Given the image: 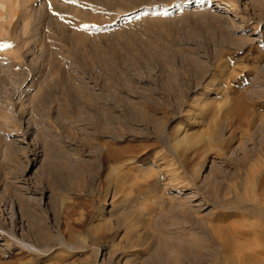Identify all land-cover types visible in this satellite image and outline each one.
Returning <instances> with one entry per match:
<instances>
[{
	"label": "rangeland",
	"instance_id": "1",
	"mask_svg": "<svg viewBox=\"0 0 264 264\" xmlns=\"http://www.w3.org/2000/svg\"><path fill=\"white\" fill-rule=\"evenodd\" d=\"M35 1L0 20V264H156L137 216L264 264V0Z\"/></svg>",
	"mask_w": 264,
	"mask_h": 264
},
{
	"label": "bare ground",
	"instance_id": "2",
	"mask_svg": "<svg viewBox=\"0 0 264 264\" xmlns=\"http://www.w3.org/2000/svg\"><path fill=\"white\" fill-rule=\"evenodd\" d=\"M21 1V0H20ZM29 1V0H28ZM45 1V0H44ZM27 2V1H26ZM17 3V1L15 2ZM14 0H0V20L3 19L6 16H9L10 14L13 13L15 5ZM24 3V2H23ZM34 4V5H33ZM32 5L33 9H41L43 6V1H35ZM236 4L232 3H226L225 4V10L226 11H233L236 10L234 9V6ZM21 6V5H20ZM19 6V7H20ZM238 7V5H236ZM22 7V6H21ZM29 7V6H28ZM31 8V9H32ZM27 9V8H26ZM240 10V9H238ZM37 11V10H36ZM225 11V12H226ZM234 12V11H233ZM238 12V11H237ZM22 13V12H21ZM20 13V14H21ZM29 13V12H28ZM224 13V12H223ZM23 14V13H22ZM235 14V12H234ZM225 14H223L224 16ZM242 15V14H241ZM240 15V16H241ZM229 16V15H228ZM238 15V17H240ZM243 16V15H242ZM227 17V16H225ZM241 18V17H240ZM228 19V18H227ZM245 20V19H244ZM25 27V26H24ZM43 96V95H42ZM155 122V121H154ZM112 124V123H111ZM175 131V130H174ZM187 134L185 132H182L180 130L175 131V133L169 138V141L172 145L176 147H180L182 145V141L185 139L186 140ZM181 150V149H180ZM198 180H201L204 182L202 177H199ZM200 181V182H201ZM172 186V185H170ZM183 200V199H182ZM188 200V198H186ZM178 203V202H177ZM202 203V202H201ZM161 204L164 206V212L166 214V219H163L162 221L159 222V225L161 227H172V229H177V230H185L186 225L185 223L187 222H192L191 218L188 214V211H186L185 208L175 206L170 199H164ZM190 204V203H189ZM196 204V203H195ZM193 204V205H195ZM198 204H200L198 202ZM185 205V204H184ZM190 207V206H189ZM193 207V206H192ZM198 207V206H197ZM200 210V208H199ZM137 214V213H136ZM139 214V213H138ZM135 216V215H134ZM145 216V215H144ZM138 218L136 219V222L142 224V227L145 226L144 230L138 234L137 232V245L139 246H149L150 248V253L148 260L151 262H155L156 264H178V259L181 256H192V254H196V247L193 245L192 241L188 240V237L184 238L182 235L181 236H173L170 235L173 232H165V234H157L153 233L149 227H148V220L145 217L137 216ZM117 223V222H116ZM107 228L106 231L107 233L113 234L117 231H119L120 227L115 225V227L110 226V224H106ZM141 227V228H142ZM127 228V227H126ZM194 228V227H192ZM196 228V227H195ZM215 228V227H214ZM220 228V227H219ZM218 227L215 228L214 232L216 235H218L224 245H228L230 242V239L227 238L219 229ZM161 229V228H160ZM173 229V230H174ZM121 230V229H120ZM170 230V229H169ZM179 230V231H180ZM161 231V230H160ZM176 231V230H174ZM131 233V232H130ZM181 233V231L179 232ZM192 233V232H191ZM129 234V233H128ZM135 234V233H134ZM177 234V233H176ZM206 234V233H205ZM133 235V234H132ZM130 236V235H129ZM135 236V235H133ZM132 236V237H133ZM207 236V235H206ZM205 236V237H206ZM228 236V235H227ZM44 237V236H43ZM42 237V238H43ZM129 238V237H128ZM207 240V239H206ZM136 242V241H135ZM136 244V243H135ZM25 245V244H24ZM247 248V247H245ZM172 249V250H171ZM249 249V247L247 248ZM246 250V249H245ZM247 251V250H246ZM209 255V254H208ZM218 259V258H217ZM224 259V258H223ZM190 262V261H189ZM194 262V261H193ZM206 264V263H205ZM248 264V263H247Z\"/></svg>",
	"mask_w": 264,
	"mask_h": 264
},
{
	"label": "snow or ice",
	"instance_id": "3",
	"mask_svg": "<svg viewBox=\"0 0 264 264\" xmlns=\"http://www.w3.org/2000/svg\"><path fill=\"white\" fill-rule=\"evenodd\" d=\"M11 45H0V47H10Z\"/></svg>",
	"mask_w": 264,
	"mask_h": 264
}]
</instances>
